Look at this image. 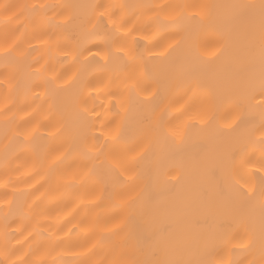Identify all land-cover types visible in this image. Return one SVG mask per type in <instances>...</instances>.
Instances as JSON below:
<instances>
[{
	"label": "snow or ice",
	"instance_id": "6c2138e0",
	"mask_svg": "<svg viewBox=\"0 0 264 264\" xmlns=\"http://www.w3.org/2000/svg\"><path fill=\"white\" fill-rule=\"evenodd\" d=\"M0 24V88L7 90L0 264H241L232 259L237 248L249 253L244 264H264V110L258 124L250 107L243 116L255 93L264 97V0L0 3ZM29 31L48 59H32L38 49ZM53 50L81 67L49 75ZM85 53L91 61L80 60ZM94 72L107 82L92 89ZM41 83L43 119L59 125L49 133L61 134L58 153L39 143L40 121L26 126L36 110L15 120L16 98ZM86 89L109 97L104 119L88 107ZM145 93L158 101L149 109L139 99ZM165 161L177 173L175 191L158 190L153 180ZM44 185L89 194L58 231L81 205L109 210L68 229H83L91 243L61 239L42 222L49 207L28 197ZM97 189L106 197L95 196ZM18 216L27 223L13 228ZM101 251L104 258L94 259Z\"/></svg>",
	"mask_w": 264,
	"mask_h": 264
},
{
	"label": "bare ground",
	"instance_id": "6f19581e",
	"mask_svg": "<svg viewBox=\"0 0 264 264\" xmlns=\"http://www.w3.org/2000/svg\"><path fill=\"white\" fill-rule=\"evenodd\" d=\"M99 0H0V3H18V4H24V3H61V4H76V3H97ZM105 3H128V4H177V3H204L209 2V0H104ZM211 2L215 3H225L228 2V0H211ZM50 15H53V13H50ZM70 31V29H69ZM3 39V26L0 24V40ZM28 39L31 40L32 46L36 47L38 51L34 52L32 54V59L40 58L41 56H44L45 59H48L49 53L44 45L39 43V40L36 38H33L31 31H29ZM61 42H64V37H61ZM143 43H147V41H144ZM28 45H25L27 47ZM70 47L75 46V41L70 42ZM96 49H93V52H95ZM52 58L49 61V75L56 73H67V75H71L73 72L77 70V68L81 67L80 64L73 65L72 64V56L69 55L67 58H65L63 53H58L55 50L51 53ZM85 59L91 61L92 57L89 56L88 53H85L83 57H80L81 61H84ZM96 59H99V57H96ZM239 61H243V57H239ZM102 62V61H101ZM220 61H216V63H219ZM0 63H2V59H0ZM41 64H44V60H41ZM239 67V64L233 65V68ZM93 75L96 76L95 79H92V89L95 87H102L103 83L107 82V77H101V74L98 72H94ZM89 76L85 74L84 79H88ZM92 89H86L84 91V96L87 97L89 95V92L91 93V99H88V107L89 108H95L96 112L101 114V119H104V113L107 109V107L110 104L109 97L105 94L104 91L96 92ZM44 87L41 83L40 88H36L31 92H21V94L16 98L15 103L17 105V108L14 109L15 112V120L17 123L23 118L26 119L25 113L36 110L37 115L33 121L29 123V125L26 126H34L36 121H40L41 124L44 125L38 133V135H41L45 137L44 140L39 141V143L42 145V148L45 150H51L53 153H58V151L62 150L61 141L59 139V136L61 134H53L50 135L49 133H56V128L59 126L57 121L53 119L51 122L44 120L43 116L47 114L48 112V104L44 103ZM7 94V90L4 88H0V104L5 103V96ZM39 94V97L34 99V97H37ZM141 101H143V107L145 109H149L153 104L157 103L158 101L155 99H151L148 95V93H145L141 95L139 98ZM112 104H115V101L113 100L111 102ZM249 107L251 112L257 116V124H258V114L261 110H264V97H261L260 94L257 92L255 93V99H252L248 102V105L245 107L243 116L247 118ZM23 108V111L20 109ZM221 115H229L231 118L235 119L238 113L231 112V113H224L221 112ZM3 116H0V161H2L3 157V131H4V124H3ZM97 129L100 128L99 122H97L96 125ZM99 132H97V135ZM101 140H103V137H101ZM129 140L131 141V137H129ZM66 146V145H64ZM31 153H29L28 156L22 157L21 160L18 162L20 164L25 163L26 160L30 159ZM255 159V158H254ZM171 172L172 174L169 175L168 173ZM5 172L3 171L2 163H0V193L4 191L3 189V182L5 180ZM177 173L174 169H172L167 161L162 162L159 168V171L157 174L154 175L153 180L155 182L156 188L158 190L162 191H175L177 187H179V184L177 183V180L175 179ZM12 179L14 180L15 177L13 176ZM22 179H24L22 177ZM40 180V177L37 176L35 179L29 181L32 185H37V181ZM22 187L27 188L28 185H22ZM47 185H44L43 187L37 186L38 190L35 191V193L28 197V201L32 202V200H35L37 197H40V199L43 201L41 207H49V216L48 218H42V222L46 225L48 223L52 224V230L58 231V226L63 223V220L68 218L65 214L71 213L76 208L77 205L81 204V201L83 200L84 203H87L88 193L82 189V188H73V189H64L60 188L59 191L56 192H49L47 191ZM97 197H106V193L102 194L99 189H97L94 193ZM23 199H20V203H23ZM110 215V212L107 208L101 207V208H89L85 210L83 205L80 207V211L76 213L75 218L71 220V223L64 225L62 231H58V235L61 239L67 240L69 236L72 238L73 241H80L83 244L91 243L90 239H86V232L83 229L77 228L74 229L72 233L68 232V229L72 226V224L76 223L81 217H87V221H91L95 217L99 216L101 218H107ZM27 223L26 220H22L19 216L17 217L16 223L12 225L13 228L21 227L23 224ZM4 220H3V213H0V229L3 228ZM27 235V233H25ZM45 235H47V232H45ZM22 239V237H21ZM221 255L227 257L228 251L225 248L224 251L221 253ZM249 255L248 252H246L243 249H235L232 253V259L239 260L241 264H244L245 258ZM41 258L45 259L46 261L50 260V257H47L44 253H41ZM104 253L101 251L97 254V256L94 257V259H103Z\"/></svg>",
	"mask_w": 264,
	"mask_h": 264
}]
</instances>
